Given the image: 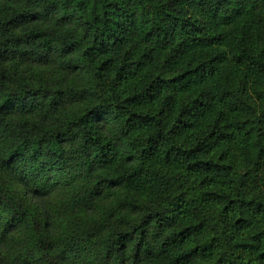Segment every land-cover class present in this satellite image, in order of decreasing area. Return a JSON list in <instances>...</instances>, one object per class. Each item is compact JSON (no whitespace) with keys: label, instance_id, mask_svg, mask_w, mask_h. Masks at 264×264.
<instances>
[{"label":"trees","instance_id":"16d2710c","mask_svg":"<svg viewBox=\"0 0 264 264\" xmlns=\"http://www.w3.org/2000/svg\"><path fill=\"white\" fill-rule=\"evenodd\" d=\"M0 264H264V0H0Z\"/></svg>","mask_w":264,"mask_h":264}]
</instances>
